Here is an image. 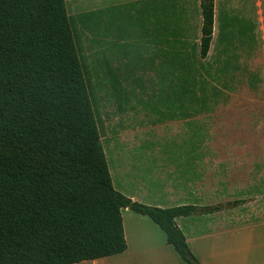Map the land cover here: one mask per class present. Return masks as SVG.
<instances>
[{
	"label": "trees",
	"instance_id": "trees-1",
	"mask_svg": "<svg viewBox=\"0 0 264 264\" xmlns=\"http://www.w3.org/2000/svg\"><path fill=\"white\" fill-rule=\"evenodd\" d=\"M169 1L161 0L159 35L181 44L186 27H168L176 14ZM199 3L204 59L215 2ZM94 13L73 17L67 0H0V264H74L124 252L125 208L159 225L185 262L202 264L176 219L214 207L149 205L113 184L76 34ZM244 27L225 19V53ZM183 66L191 74V63ZM108 72L122 104V79Z\"/></svg>",
	"mask_w": 264,
	"mask_h": 264
},
{
	"label": "rangeland",
	"instance_id": "rangeland-1",
	"mask_svg": "<svg viewBox=\"0 0 264 264\" xmlns=\"http://www.w3.org/2000/svg\"><path fill=\"white\" fill-rule=\"evenodd\" d=\"M214 2L213 40L208 56L202 59L198 46L202 25L199 0H176L180 6L175 15L186 27L188 54L184 59L191 63V74L175 61L173 67L165 64L169 56L166 52L159 53L158 60L149 54L155 46L163 49L170 44L152 34L155 22L163 20L159 0H67V9L73 17L95 11L76 34L116 189L125 195L136 193L142 203L165 204L170 195L167 187L174 188L173 184L190 178V152L195 139L207 130L210 140L205 148L234 150L231 156L242 162L220 171L211 166L209 182L224 180L221 207L227 214L235 210L244 216L238 227L250 226L264 222V196H254L256 186L264 194L260 181L264 179V0ZM226 18L242 30L247 28L244 24L249 27L243 35L235 36L227 53V44L221 39ZM159 32L156 29V34ZM145 63L155 67L145 70ZM109 68L120 73L122 104L115 96ZM190 101L208 102L210 107L195 108ZM138 133H143L142 138L132 139L131 135ZM154 151L166 156L156 157L150 153ZM240 190L244 191L241 195L232 194ZM249 212H258L262 220H247ZM243 230L240 233H245ZM257 230L264 236V225Z\"/></svg>",
	"mask_w": 264,
	"mask_h": 264
},
{
	"label": "crops",
	"instance_id": "crops-1",
	"mask_svg": "<svg viewBox=\"0 0 264 264\" xmlns=\"http://www.w3.org/2000/svg\"><path fill=\"white\" fill-rule=\"evenodd\" d=\"M145 1L149 3L151 0ZM169 2L176 5L174 13H178L176 9L177 6L180 5L176 3V0ZM158 4L160 7L161 0H159ZM178 18V15H173V19L168 22V27L170 29L185 28L183 23H181V19ZM155 24L156 26L153 27L152 34L158 37L159 34H156V29H160L162 23L155 22ZM177 38L178 37L171 38V42H167L170 43L168 47L166 44V47L163 49L162 47L159 48V46H155L152 51H149V54L153 53V57L158 60L157 56L159 53L166 52L169 56L165 64H170V66L173 67V64L177 63L178 66L184 67V52L186 51L185 37H182L181 44H179ZM155 48L156 50H154ZM179 51H181L182 57L179 56ZM107 56H109V59L112 61L110 55L107 54ZM148 58L151 59V56ZM121 60L123 61V58ZM120 65L123 67L126 66V64L124 65L123 63ZM143 66L145 70L150 71L152 67H155V64L145 63ZM118 74L120 73H117V75ZM187 103H189V101ZM190 104L194 107L195 105L196 107L206 105L207 109L210 107L208 106V102L190 101ZM209 114L210 112L208 111L205 114L206 117H209ZM175 122L177 121L171 120L170 123L174 125L176 124ZM168 123L169 122L161 124ZM159 126L163 127L162 125ZM141 134L143 133L131 135L132 139L140 140L142 138ZM158 135L162 136V133ZM208 140H210V138L207 130L205 135H199L195 139L196 143L194 149L190 152V157H193V160L189 161L193 167V169L189 171L191 176L187 178L185 183L180 185L173 184L172 186H175V189L167 187L170 195H167L165 204H152L147 202V200L143 202L145 204L161 207L184 204H192L198 207L214 205V209L210 213L199 212L176 219L177 225L183 230L192 252L199 261L202 264H264V247H262L264 245V236L260 230H257V227L264 225V222H254L250 226L238 227L237 223H241L242 217L244 216L240 213H235V210L227 214L220 205V203L224 201L223 199H225L224 180L219 179L209 182L208 179L211 166L216 167V169L220 171V169H226L230 165L233 167L241 165L240 163L242 162L231 156L236 153L234 150L226 148L221 150H209L205 148V146H207L206 141ZM150 153H154L156 157L166 156L165 154H161L160 151ZM215 154H217V157H214ZM124 169H129V165L126 164ZM254 181L255 180H253V182ZM260 181L264 183V179ZM254 186L255 185H253V187ZM143 192L146 194L145 190ZM237 192H240L239 194L241 195L244 191H233L232 194L236 196L238 195ZM254 192V196H257L258 193H261L262 197L264 196L262 189H257V186ZM249 195L252 196L251 194ZM126 196L139 201V197L136 193H128ZM261 209H264V207H261ZM251 210L252 209H249V211ZM247 215L248 217L245 216L247 220L251 218H253L254 221L262 220V218H258L261 216L258 212H249ZM122 216L127 249L118 254L98 259L84 260L74 264H188L182 259L173 245L167 242L165 232L148 216L132 212L128 208L122 210ZM227 221L229 223H227ZM203 225L207 227L202 229ZM241 230L245 231V233H240Z\"/></svg>",
	"mask_w": 264,
	"mask_h": 264
}]
</instances>
